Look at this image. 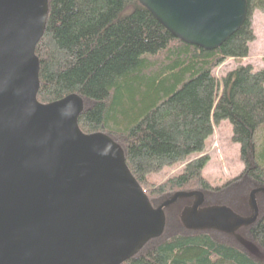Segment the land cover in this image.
<instances>
[{
	"label": "trees",
	"instance_id": "1",
	"mask_svg": "<svg viewBox=\"0 0 264 264\" xmlns=\"http://www.w3.org/2000/svg\"><path fill=\"white\" fill-rule=\"evenodd\" d=\"M242 27L212 51L170 35L138 0H48L42 37L35 46L42 104L77 95V118L86 135L104 134L123 151L126 167L165 227L121 264H264V68L247 58L255 34L250 17L264 14V0H245ZM231 61L222 77L216 71ZM223 121L240 147L242 171L221 187L202 173L206 142ZM172 166L181 171L161 183L150 177ZM254 195L257 219L237 228L225 212L249 219ZM196 210H212L219 227L197 228ZM193 202V204H192ZM189 205V206H188Z\"/></svg>",
	"mask_w": 264,
	"mask_h": 264
},
{
	"label": "water",
	"instance_id": "2",
	"mask_svg": "<svg viewBox=\"0 0 264 264\" xmlns=\"http://www.w3.org/2000/svg\"><path fill=\"white\" fill-rule=\"evenodd\" d=\"M181 42L212 51L247 18L245 0H138ZM48 0H0V264H121L165 227L130 174L122 149L104 134H83L77 95L37 101L35 46L45 28ZM241 219L225 212L231 228ZM191 211L197 228L219 227L212 210ZM219 229H223L219 227ZM224 230V229H223Z\"/></svg>",
	"mask_w": 264,
	"mask_h": 264
},
{
	"label": "rangeland",
	"instance_id": "3",
	"mask_svg": "<svg viewBox=\"0 0 264 264\" xmlns=\"http://www.w3.org/2000/svg\"><path fill=\"white\" fill-rule=\"evenodd\" d=\"M250 23L256 38L251 43L249 54L242 63L258 70L264 68V14L258 10L252 11ZM232 69V62L230 60L226 61L216 71V76L220 78ZM230 138L231 126L228 121H223L215 128L213 135L206 142L205 154L209 157V160L202 175L211 187L223 186L239 176L242 171V164L239 160L240 147L233 144ZM181 169L182 166L165 168L160 173L151 176L150 180L153 183H161L166 178L178 174ZM203 213L199 211L197 214L202 216Z\"/></svg>",
	"mask_w": 264,
	"mask_h": 264
},
{
	"label": "flooded vegetation",
	"instance_id": "4",
	"mask_svg": "<svg viewBox=\"0 0 264 264\" xmlns=\"http://www.w3.org/2000/svg\"><path fill=\"white\" fill-rule=\"evenodd\" d=\"M195 204H196V203H195ZM195 204H193V207H194ZM200 206H201V205H200ZM200 206H199V207H200ZM199 207H198V208H199ZM198 208H197V209H198Z\"/></svg>",
	"mask_w": 264,
	"mask_h": 264
}]
</instances>
